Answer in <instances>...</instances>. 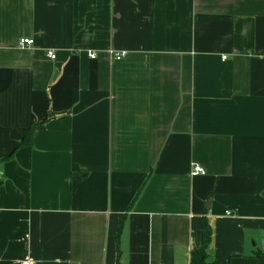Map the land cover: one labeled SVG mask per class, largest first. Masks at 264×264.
<instances>
[{"label":"crops","instance_id":"crops-1","mask_svg":"<svg viewBox=\"0 0 264 264\" xmlns=\"http://www.w3.org/2000/svg\"><path fill=\"white\" fill-rule=\"evenodd\" d=\"M204 217L260 264L264 0H0V264H191Z\"/></svg>","mask_w":264,"mask_h":264},{"label":"trees","instance_id":"trees-1","mask_svg":"<svg viewBox=\"0 0 264 264\" xmlns=\"http://www.w3.org/2000/svg\"><path fill=\"white\" fill-rule=\"evenodd\" d=\"M49 116L45 119L47 120ZM35 129V123L31 124L28 128L22 130V138L19 146H27L32 148L33 146V133ZM13 156L9 155L2 160L9 159ZM79 178L84 177V172H77ZM214 230L211 223L206 217L202 220L201 242L200 245L194 247L191 251L190 262L191 264H214L212 259V241ZM119 255V251H118ZM260 264H264V250H257L253 253ZM211 258V259H210ZM119 264V261L116 263Z\"/></svg>","mask_w":264,"mask_h":264},{"label":"built area","instance_id":"built-area-1","mask_svg":"<svg viewBox=\"0 0 264 264\" xmlns=\"http://www.w3.org/2000/svg\"><path fill=\"white\" fill-rule=\"evenodd\" d=\"M20 47H28L31 46L33 44V39L31 38H21L18 42ZM110 52L113 54L114 51L110 50ZM125 52H116L114 53L115 59L119 60L124 56ZM47 55L49 58L54 59L55 58V54L52 51H47ZM88 55L92 58H94L96 56V52L94 51H88ZM205 174V169L203 167H201L198 164H194L192 166L190 175L191 176H199V175H204ZM227 214H230V211H227ZM24 264H27V262H24Z\"/></svg>","mask_w":264,"mask_h":264},{"label":"water","instance_id":"water-1","mask_svg":"<svg viewBox=\"0 0 264 264\" xmlns=\"http://www.w3.org/2000/svg\"><path fill=\"white\" fill-rule=\"evenodd\" d=\"M194 247H195V245H194Z\"/></svg>","mask_w":264,"mask_h":264}]
</instances>
